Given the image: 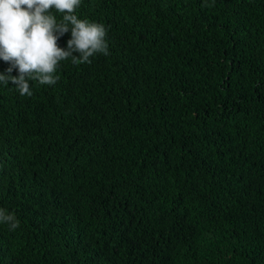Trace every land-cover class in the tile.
I'll return each instance as SVG.
<instances>
[{
  "label": "trees",
  "instance_id": "trees-1",
  "mask_svg": "<svg viewBox=\"0 0 264 264\" xmlns=\"http://www.w3.org/2000/svg\"><path fill=\"white\" fill-rule=\"evenodd\" d=\"M76 14L109 55L0 83V264H264V0Z\"/></svg>",
  "mask_w": 264,
  "mask_h": 264
},
{
  "label": "clouds",
  "instance_id": "clouds-1",
  "mask_svg": "<svg viewBox=\"0 0 264 264\" xmlns=\"http://www.w3.org/2000/svg\"><path fill=\"white\" fill-rule=\"evenodd\" d=\"M80 4L81 0H0V59L11 64L9 75L0 73V83L11 81L20 95L30 97V82L57 84L61 61L71 58L74 65L91 64L95 55H109L107 28L78 18ZM69 30L67 48L59 47L58 39ZM14 69L19 75H10ZM0 223L13 231L19 227L15 214L2 207Z\"/></svg>",
  "mask_w": 264,
  "mask_h": 264
}]
</instances>
